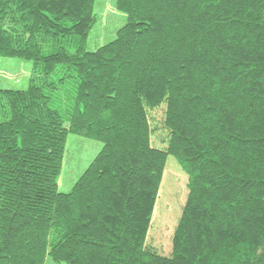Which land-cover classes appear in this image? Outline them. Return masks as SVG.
<instances>
[{"label": "trees", "instance_id": "trees-1", "mask_svg": "<svg viewBox=\"0 0 264 264\" xmlns=\"http://www.w3.org/2000/svg\"><path fill=\"white\" fill-rule=\"evenodd\" d=\"M96 2L0 0V57L33 64L0 89V264H264V0H116L127 24L90 52ZM72 134L104 147L64 194ZM170 155L189 195L167 258L146 240Z\"/></svg>", "mask_w": 264, "mask_h": 264}, {"label": "rangeland", "instance_id": "rangeland-1", "mask_svg": "<svg viewBox=\"0 0 264 264\" xmlns=\"http://www.w3.org/2000/svg\"><path fill=\"white\" fill-rule=\"evenodd\" d=\"M95 16L97 22L88 41V51L90 52H95L100 47L113 42L117 38L118 31L127 24L126 14L116 9V0H97ZM0 60H6L4 65L8 67L0 64V89L27 90L33 74V64L20 59L4 57H0ZM68 74L70 78L67 86L52 105L59 110L72 108L74 104L77 81L75 73ZM166 110V103L148 110L152 130L151 144L155 149L162 151L168 149L170 140L169 131L165 128ZM65 125L67 127L68 122ZM103 147L104 144L100 141L74 134L69 136L64 167L59 180L61 193L68 194L73 190ZM188 179V174L178 160L170 155L146 240L148 248L167 258L173 255L174 236L187 203ZM46 264L67 263H55L48 256Z\"/></svg>", "mask_w": 264, "mask_h": 264}, {"label": "crops", "instance_id": "crops-1", "mask_svg": "<svg viewBox=\"0 0 264 264\" xmlns=\"http://www.w3.org/2000/svg\"><path fill=\"white\" fill-rule=\"evenodd\" d=\"M6 63V60H0V64L6 68H8L7 66H5L4 64ZM9 63V62H8ZM11 63V62H10ZM18 65V64H15Z\"/></svg>", "mask_w": 264, "mask_h": 264}]
</instances>
